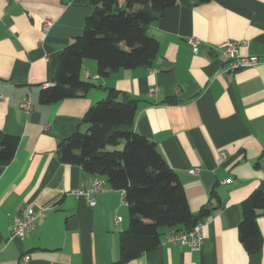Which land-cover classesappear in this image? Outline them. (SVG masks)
I'll list each match as a JSON object with an SVG mask.
<instances>
[{"label":"crops","instance_id":"crops-1","mask_svg":"<svg viewBox=\"0 0 264 264\" xmlns=\"http://www.w3.org/2000/svg\"><path fill=\"white\" fill-rule=\"evenodd\" d=\"M92 10L90 0H0V131L18 138L12 161L0 167V263L119 261V236L129 225L121 192L106 185L90 206L77 193L103 179L57 156L61 141L87 131V110L113 90L117 101H136L134 131L176 173L190 212L210 206L199 251L163 244L173 230L163 227L159 246L126 264H264V216L257 219V253L247 254L238 236L242 205L264 192V0H178L148 26L158 43L150 68L100 77L96 62L85 60L80 77L92 85L85 94L40 104V90L54 85L60 54ZM46 20L52 26L44 31ZM189 38L199 41L197 54ZM228 41L245 42L239 56L257 57L258 65L223 73L218 48ZM27 96L29 114L19 108ZM26 207L37 223L24 239L11 240L13 219Z\"/></svg>","mask_w":264,"mask_h":264},{"label":"trees","instance_id":"trees-1","mask_svg":"<svg viewBox=\"0 0 264 264\" xmlns=\"http://www.w3.org/2000/svg\"><path fill=\"white\" fill-rule=\"evenodd\" d=\"M177 1L90 0L92 13L81 35L60 54L54 85L40 90L39 103L51 105L85 94L92 87L80 77L85 60L96 62L100 77L150 68L158 43L148 35V26ZM188 1L197 5L222 0ZM116 96L109 90L105 100L87 110L83 118L87 131L61 141L57 156L61 163L80 167L123 193L129 225L119 236L120 259L113 264H126L159 246L160 228L189 231L207 217L210 206L196 215L190 212L176 173L155 144L134 131L136 101L120 102ZM17 145V137L0 131V167L12 161ZM259 216H264V192L257 190L242 205L238 226L239 241L249 255L262 246Z\"/></svg>","mask_w":264,"mask_h":264},{"label":"built area","instance_id":"built-area-1","mask_svg":"<svg viewBox=\"0 0 264 264\" xmlns=\"http://www.w3.org/2000/svg\"><path fill=\"white\" fill-rule=\"evenodd\" d=\"M18 2V0H13ZM52 26V23L46 20L43 24L44 31H47ZM187 44L191 47L194 54L198 52L199 41L195 38H189ZM245 46V42L228 41L222 44L218 49L224 59L223 73L236 72L238 70L251 68L258 65L259 61L257 57L246 56L240 57L239 50ZM155 89L150 90V95H153ZM19 108L26 114H29L32 110V104L29 96L25 97L19 104ZM225 162L224 154H221L218 159V164ZM199 172L198 169H192L189 171L191 175H195ZM231 180H226L222 184H229ZM106 182L101 179H94L91 186L77 193L78 196L86 198L90 206H94L92 199L93 195L103 191L106 187ZM122 198H123V193ZM38 214L31 207H26L20 215L13 219V224L9 228V236L11 240H22L26 234L33 230L37 223ZM120 222V218L115 219V223ZM206 226L205 221H201L196 224L189 231H175L171 230L163 241V244L170 245H183L189 248L191 251H199L204 241L203 230ZM23 262L28 261V256L21 258ZM1 264V263H0Z\"/></svg>","mask_w":264,"mask_h":264},{"label":"rangeland","instance_id":"rangeland-1","mask_svg":"<svg viewBox=\"0 0 264 264\" xmlns=\"http://www.w3.org/2000/svg\"><path fill=\"white\" fill-rule=\"evenodd\" d=\"M121 149V148H120Z\"/></svg>","mask_w":264,"mask_h":264}]
</instances>
